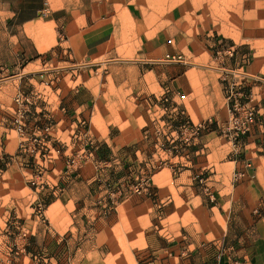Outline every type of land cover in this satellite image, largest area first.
<instances>
[{
  "label": "crops",
  "instance_id": "obj_1",
  "mask_svg": "<svg viewBox=\"0 0 264 264\" xmlns=\"http://www.w3.org/2000/svg\"><path fill=\"white\" fill-rule=\"evenodd\" d=\"M174 1L161 0L162 10H168L165 21L172 23L165 35L161 28L165 23L162 21L161 24L159 19V0H0V156L13 157L3 169V177L10 180L16 174L31 172L26 168L24 158L16 156L19 137L11 119L13 97L17 92L39 94L31 110V127L42 126V110L52 111L51 132L55 136L51 141L65 150L60 162L71 147L75 153L81 145L94 144L101 151L109 152V149L115 151L136 143H147L154 131L159 133L162 123L159 121L148 125V133L134 124L129 125L130 131L122 127L126 123L123 117L126 85L132 79L122 74V64L144 65L163 60L166 55L187 57L194 52L195 59L199 55V62L211 58L207 46L202 49L208 53L190 40L184 48L166 45L167 33L176 32V22L183 16L177 15L183 9L179 8L180 3L172 6ZM210 1L204 7L205 11H217L220 4L211 5ZM242 1L237 10H232L240 18L237 22L243 23L239 40L217 42L212 72L196 74L198 90L184 73L188 105L181 103L186 97L180 100L172 90L169 69L159 66L165 63L153 64L142 74L133 76L134 81L140 77L142 83L150 79L151 85L162 91L151 93L143 84L145 89L140 92L144 93L141 99L150 97L158 102L167 97L168 113L173 117L180 111L191 124L213 122L212 131L203 134L182 155H169L157 172V176L170 175L173 192L169 187L156 186V205L151 214V218L157 217L160 223L176 218L177 226L182 224L183 216L188 215L190 235L182 243V250L191 253V249L196 248L212 264H264V0ZM190 8L184 12L191 13ZM45 52H50L53 64L75 66L106 60L112 62L111 70L99 82L97 77L82 76V86L58 95L57 103L61 105L56 103L47 107L42 105V90H37L42 86V76L25 74L26 69L40 64ZM130 59L135 62H129ZM225 74L229 75V81L241 84L250 94L257 123L243 138L240 154L237 156L231 150L223 160L218 151L223 138L219 128L229 119L225 83L222 82ZM108 77L112 79L114 93L110 92ZM164 83L163 90L160 84ZM195 91H199L197 97ZM153 107L158 108L157 105ZM226 144L231 147L228 141ZM247 163L250 167H246ZM175 168H178L177 172L173 173ZM58 170L62 172L55 162L47 173L53 178V173ZM236 173L242 174L238 180H234ZM86 176L81 168L63 189L62 197L73 196L74 189L82 184L80 178ZM198 176L203 177L202 183L197 180ZM55 177L59 178V175ZM47 184V190L52 188V183ZM57 201L45 203L46 210ZM168 241L176 245L179 240L171 238ZM225 241L231 243L221 255H215Z\"/></svg>",
  "mask_w": 264,
  "mask_h": 264
},
{
  "label": "rangeland",
  "instance_id": "obj_2",
  "mask_svg": "<svg viewBox=\"0 0 264 264\" xmlns=\"http://www.w3.org/2000/svg\"><path fill=\"white\" fill-rule=\"evenodd\" d=\"M208 1L175 0L171 5L180 3L179 8L183 9L177 13L183 16L176 22L177 28L181 29L178 31L176 28V32L167 33L165 43L184 48L188 40L196 42L201 46L200 50L207 46L210 59L199 62V55L195 59L194 52L182 57V63L168 62L164 57L150 64H122V74L132 78L126 85L127 102L123 116L126 123L122 127L130 131L129 125L134 124L146 129L148 133L149 124L162 122L159 124V133L152 131L154 134L148 137L147 143L123 147L122 152L110 149L109 152L101 151L97 145L86 144L73 153L70 146L64 161L60 162L59 158L65 150L57 142L51 141L55 136L51 132L52 111L42 110V127L47 126L50 131L45 133V137L42 136V141L49 143L42 147L41 176L37 177L34 171L16 174L10 180L7 176H0V264H212L196 248H192L191 253L187 249L182 250V243L190 235L188 215L183 216L180 226L176 225V218L162 223L157 217L151 218L157 199L156 186L169 187L173 192L170 175L163 173L157 176V172L169 155L180 156L187 150L172 144L171 140L175 138L173 131L179 122L188 119L180 111L175 117L168 113L167 97L160 98L158 102L150 97L141 99L144 93L140 92L145 89L143 84L151 93L161 90L152 86L150 79L144 83L140 77L137 81L133 79V76L142 74L153 64L165 63L159 66L169 69L172 90L180 100L186 97L181 103L188 105L184 73L188 74L187 80L198 90L196 74L212 72L217 56V42L222 40L229 43L232 39L238 41L243 26V23L237 22L240 19L238 15L233 13L241 6L242 0H211V5H220L217 11L211 9L206 12L204 7L209 4ZM159 3V19L161 24L162 21L165 23L161 28L166 35L172 23H166L168 10L165 8L163 11L161 0ZM187 7H191V13L184 12ZM50 59V52H45L40 64L25 71V74L42 76H39L42 86L37 90H42V105L47 107L59 102L58 95L61 93L66 94L82 86V76L97 77L98 82L101 81L110 73L112 65V62L106 60L82 62L75 66L58 65L50 62ZM129 62L135 61L130 59ZM78 76L81 78L76 79ZM108 80L111 84L110 92L114 93L111 77ZM160 87L164 90L166 84H160ZM195 92L197 97L199 91ZM154 105L158 108H154ZM226 142L222 138V146L218 151L223 160L232 150ZM55 162H58L62 172L58 170L52 178L47 172ZM81 168L87 173L86 177L79 180L82 184L74 189L73 196L66 194L62 197L63 189L74 180ZM57 175L59 178L55 177ZM31 180L38 182L37 188L31 186ZM48 182L52 183V188L47 190ZM57 199L46 210L45 203ZM171 238L179 240L178 244L173 245L172 241H168ZM230 243L225 241L215 255H221ZM213 260L216 261V258Z\"/></svg>",
  "mask_w": 264,
  "mask_h": 264
},
{
  "label": "built area",
  "instance_id": "obj_3",
  "mask_svg": "<svg viewBox=\"0 0 264 264\" xmlns=\"http://www.w3.org/2000/svg\"><path fill=\"white\" fill-rule=\"evenodd\" d=\"M228 53H231V51ZM165 59L171 62H180L182 57L166 55ZM228 77V74L223 75L222 82L225 83L224 95L228 105L229 119L219 128V135L231 144L232 152L238 156L242 148L243 138L252 132L257 123L256 111L251 104L250 94L243 89L241 84L229 81ZM38 96V93L17 92L13 97L14 111L11 119V125L19 137L16 156H22L26 168L31 172H36L37 177L41 176L42 172V147H46V144L49 143V141L43 142L42 136L45 137V133L50 131L47 126L36 127L34 125V127H31L29 125L31 110ZM212 126L213 122L211 120L197 124L180 121L173 131L175 138H172L171 143L188 149L203 134L212 131ZM12 158V156H0V176L3 174V169L10 164ZM34 158L38 159V162L33 161ZM246 167H250V163H247ZM241 176V173L234 174V180H238ZM197 180L202 183L204 179L202 176H198ZM30 184L35 188L39 185L35 180H31ZM205 192L209 193L207 189Z\"/></svg>",
  "mask_w": 264,
  "mask_h": 264
}]
</instances>
